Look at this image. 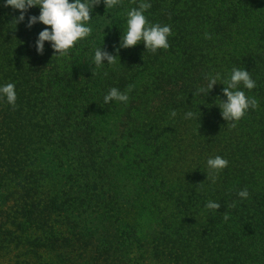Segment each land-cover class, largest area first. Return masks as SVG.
I'll return each mask as SVG.
<instances>
[{
  "label": "trees",
  "instance_id": "1",
  "mask_svg": "<svg viewBox=\"0 0 264 264\" xmlns=\"http://www.w3.org/2000/svg\"><path fill=\"white\" fill-rule=\"evenodd\" d=\"M138 2L90 13L91 35L60 57L48 42L43 54L36 51L37 34L50 27H27L38 6L21 22L19 10L0 0V82L14 83L17 92L16 106L3 101L0 109V131L11 138L2 143L1 181L14 184L29 222L60 214L86 226L91 216L134 204L119 197L114 170L136 130L156 154H144L139 180L127 187L139 196V224L156 213V256L169 264H264V0H151L148 20L172 27L170 47L155 53L143 42L119 46L123 16ZM103 44L116 63L93 75L91 57ZM233 67L250 72L256 87L244 91L258 100L235 127L218 106L226 85L196 92L205 74L227 78ZM129 86L127 104L102 105L109 88ZM188 110L194 118H184ZM120 114L133 123L128 133L110 126ZM171 152L177 161L194 158L181 176H173L171 166L179 164L172 165ZM217 155L228 164L213 182L206 162ZM245 188L242 199L237 193ZM208 201L220 208H206Z\"/></svg>",
  "mask_w": 264,
  "mask_h": 264
},
{
  "label": "rangeland",
  "instance_id": "2",
  "mask_svg": "<svg viewBox=\"0 0 264 264\" xmlns=\"http://www.w3.org/2000/svg\"><path fill=\"white\" fill-rule=\"evenodd\" d=\"M103 5V2L94 5L91 13L99 11ZM6 83L10 82H0ZM2 106L3 100H0V109ZM119 119L115 126L113 122L110 125L115 132H130L128 129L133 123L127 117H121V114ZM4 130L0 131V156L6 155L2 143L5 140L11 142ZM139 135L142 134L134 130L131 136L135 137H130L129 143L125 142L127 148L123 149L122 154L119 153L114 170V175L121 180L117 190L119 197L135 201L134 204L132 207L118 204L116 211H103L95 217L91 216V222L83 227L71 224L60 214L54 215L49 222H29L22 213L24 204L17 199L19 194H12L14 184L9 179L1 181L0 177V264H169L155 253L156 213L154 217L146 214V222L139 224V218L143 217L139 213V196L132 192L130 194L127 187L134 183V177L139 180V172L145 166L144 154H156L151 151L152 146H148L149 142L139 138ZM185 144L188 146L189 142ZM192 160L194 158L190 153L177 161L171 152L172 165L179 164L171 166L173 176H181V171L189 164L191 166ZM148 197L154 198L156 195ZM166 205L165 202L162 208L169 212L171 206Z\"/></svg>",
  "mask_w": 264,
  "mask_h": 264
},
{
  "label": "clouds",
  "instance_id": "3",
  "mask_svg": "<svg viewBox=\"0 0 264 264\" xmlns=\"http://www.w3.org/2000/svg\"><path fill=\"white\" fill-rule=\"evenodd\" d=\"M4 6H11L14 10H19V20L22 22L25 19L28 11L38 6L40 11L38 15H29L27 27L31 28L37 23L50 26L44 27L38 34L35 41L36 51L43 54L45 50V42H48L50 47L56 53V56L65 57L72 49L76 42L83 40L92 33L90 24L91 11L94 5L103 2L107 9H114L122 0H2ZM152 7L151 0H139L137 7L130 8L123 16L126 18V30L120 38V48H129L143 42L147 51L152 53L159 49H168L170 47L169 37L172 35V27L169 24H161L159 22L152 23L145 15ZM205 38H210L209 34L205 33ZM103 47H97L91 57V66L93 69L102 68L105 64L114 65L115 57ZM107 61L105 63L104 61ZM104 75H107L105 72ZM204 79L207 81L205 86L196 89L201 95H208L218 83L226 85L223 89V94L226 99L218 104L221 109V116L224 120L232 122V127L238 122L249 109L258 107V100L254 96L246 95L244 89L251 91L256 87V81L251 77L250 72L245 68L233 67L227 78H222L221 74H205ZM219 81V82H218ZM242 86V87H241ZM131 86L127 90H120L118 87H111L103 96V104L109 105L112 102L127 104L129 102V92ZM196 94V93H195ZM0 100L6 101L7 104L16 106L17 92L14 83L0 84ZM176 111L171 112V116L175 117ZM195 114L188 110L184 114L185 119H192ZM207 178L212 177L215 182L216 176L214 173L225 168L228 161L217 155L207 159ZM237 195L246 199L249 196L248 190L242 189ZM206 208L217 210L220 204L215 201H208ZM225 220L229 217L226 214Z\"/></svg>",
  "mask_w": 264,
  "mask_h": 264
}]
</instances>
